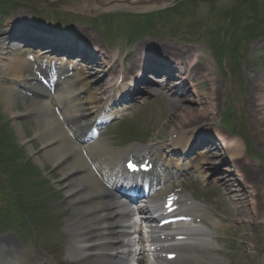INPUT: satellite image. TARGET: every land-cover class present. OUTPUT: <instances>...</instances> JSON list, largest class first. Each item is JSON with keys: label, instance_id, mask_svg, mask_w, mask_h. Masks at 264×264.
<instances>
[{"label": "rangeland", "instance_id": "obj_1", "mask_svg": "<svg viewBox=\"0 0 264 264\" xmlns=\"http://www.w3.org/2000/svg\"><path fill=\"white\" fill-rule=\"evenodd\" d=\"M183 1L186 6L182 13L165 12L154 15L152 25L143 28L145 21L149 23L150 16L146 17L142 12L163 6L142 8L146 5L142 3L130 5L133 7L131 11L121 4L122 6L116 7L115 10L100 6L98 10L92 11L83 8V4H93L95 0H0V36L7 34L15 21L26 26L32 24L47 32L56 26L62 27L73 39L74 35H77L79 40L83 39L82 41L91 45L98 44L104 51H116L113 70L122 68L124 72L130 67V61L136 56L140 44L146 43V46L155 48L164 45L173 51L193 49L195 54L200 56L201 65L212 68L213 75L199 78V95H188L190 101L183 103L197 107V111L203 114L202 121L191 127H206L205 130L219 131L223 137L240 138L243 142L242 153L245 155L240 164L244 166L243 169L258 170L256 176L260 179V183L254 185L258 188L259 196L245 202L246 214L242 215L239 209H234L230 204V196L225 194L223 187L213 185L205 189L204 186H199L197 179L191 178V183L196 189L195 194L210 204L208 206L219 221L229 225L224 232L216 233L221 240L212 241L211 244L216 249L209 250L204 258L210 264H264V104L259 110L261 113L257 114L251 110L258 111V108L247 101L252 87L257 84V74L264 71V0ZM76 5L78 8L74 7ZM121 7L123 9H120ZM181 7L182 4H178L176 9ZM139 31L141 33H138ZM223 38H226L228 43L222 45ZM4 42H9V39ZM232 45L237 48V54L231 50ZM22 56L27 55L23 53ZM4 59L6 60L2 58L0 62L3 64L0 65V224L6 223V226L0 227V233L11 231L19 237L26 247L27 257L33 264H77L68 256L70 243L65 231V219L71 206L64 189L55 183L60 173L44 159L43 146L34 136L36 117L25 115L17 121L24 131V136L31 140L34 153L42 164L36 163L35 156L21 143L15 122L4 103L3 86H15L12 81L3 78L7 63ZM107 63L112 65L113 61L107 60ZM107 69L108 67H102L100 73L95 75L80 72L81 78L85 79L82 82L86 87L91 86L108 72ZM68 78H74V75ZM213 79H216L218 84H213ZM217 85L219 96L217 101H213L215 96L211 93ZM75 87L79 89L80 86ZM143 87L148 89L144 85ZM193 88L191 87V92ZM100 92L101 90L98 91L97 97ZM166 96L147 92L144 95L147 100L143 104L135 106L127 116L123 114L116 118L103 137L108 145L116 147L117 150L131 144H141L139 142L146 146L152 139L157 142L156 137L163 136L165 143L169 141L168 136L176 125H188L185 123L187 120L180 116L174 121H169L171 110L168 109ZM86 97L87 94L83 93L79 99L84 101ZM31 99L25 90L20 88L16 95L17 109L23 110V101ZM156 117L158 119H155ZM257 119H260V122ZM123 130L132 135L128 133V136ZM117 131L121 136H116ZM132 141L135 143H131ZM212 151L217 153L213 147ZM28 154L31 159H27ZM212 159H215V164L222 161L215 157ZM42 173L43 177L30 179L31 174ZM13 178L17 185L15 191ZM234 187L235 185L232 186ZM13 191L19 196L18 201L27 208L26 212L21 204L15 209V201L11 195ZM254 209H257L256 213L253 212ZM10 213L21 217L27 213L33 223H29L27 227L25 224L18 225L15 223L18 215ZM209 240L210 238L207 239ZM241 242H254L258 248L249 254L247 246Z\"/></svg>", "mask_w": 264, "mask_h": 264}, {"label": "bare ground", "instance_id": "obj_2", "mask_svg": "<svg viewBox=\"0 0 264 264\" xmlns=\"http://www.w3.org/2000/svg\"><path fill=\"white\" fill-rule=\"evenodd\" d=\"M107 1L109 0H95L93 4H83V8L98 10L100 5H106ZM116 5L110 4L105 7L109 9ZM74 7L78 8L77 5ZM13 27H11L12 29L10 28L7 34L0 36V39L3 41L4 39H10L12 31L16 30ZM42 36L50 39L53 37L57 45H64L68 48H76L79 45L76 42L66 44L62 37L56 38L50 33H42ZM9 45V42H0V62L2 58H6L4 61L7 62L5 64V76L9 75L10 80L18 85L25 86L35 96L30 101H23L24 109L18 110L16 107L17 88L9 85L3 86V100L10 116L14 119V124L16 125L21 142L25 143L29 152L35 156V161L42 164L40 158L34 153L30 142L31 140L24 136V131L17 121L25 115L36 117L34 136L40 142L41 146H43L44 151L42 152V156L60 173V177L55 180V183L64 189V194L69 198V204L71 206L69 215L65 219V231H67L70 243L69 254L67 253L68 256L70 259H75L79 264H122L121 242L123 240L121 237L127 225L124 221L128 219L130 213L126 207L122 206L116 194H114L113 184L116 182L114 179L119 176L121 157L126 153L140 151L133 147L121 151L114 150L100 136L94 140H88L86 138L83 139L84 134H88V130L93 127L92 123L95 120L98 123L105 121L111 116L116 115L117 110L122 109L119 106L115 107L116 110L109 111V115L106 113V107L114 99L118 97L125 99L130 96L129 91L131 87L128 86L130 80L127 81L129 83H123L128 78L129 73L137 77L136 81H134L135 86L140 83L149 82V74L147 76V73H163L167 76V81L171 79L173 82L172 87L168 88L170 96L167 98V106L171 110L169 121H174L180 116L183 120H187L185 123L188 124L176 125L172 130V134L176 136L168 145H173L174 150L180 149L182 153L188 154L193 148L194 141L197 139L202 141V144L208 141L216 144L217 140L206 133H199L194 128L188 129L191 128V125L199 124L202 121L203 114L197 111V107L183 104L187 100L190 101L188 95L191 91L188 89L187 81H189L190 86L194 87L193 93L199 95L197 93V88H200L198 77L202 76L206 78L207 75H213L212 68L207 65L201 66L197 64L185 68L183 66L184 64H187L189 61L191 63L196 59V54L193 49L184 50L185 52L182 50L173 51L164 45L156 46L155 48L148 47L149 45L146 46V43H144L138 46L136 50L137 57L133 61H130L131 64L127 70L128 75L122 72V70L113 71L111 66L106 73V77L105 75L101 78L99 77L88 88L84 87L82 78L78 74L73 79H64L58 75L56 89L54 92H51L40 81V78L45 75L40 73L42 69L38 68L39 64L37 61L40 60L39 58L44 54V51L39 50L37 53L32 54L31 56L34 58V61H30L29 59H24L19 54L21 49L20 52L19 50H11L12 48ZM92 45L93 47L98 46L95 43H92ZM80 49L82 52H86L84 48ZM50 50L53 55L46 56L45 63L53 66L56 64L66 66L64 65L65 58L62 60L57 59L56 50L58 49L50 46ZM7 53L9 54L7 55ZM102 55L104 57L108 56L106 52ZM83 56L87 58L88 53H85ZM115 56L113 54L112 58ZM175 61L183 68H175ZM100 62L105 64V61L101 60ZM0 65L3 66V64ZM70 66L76 69V71L85 70L84 64H76L75 61L70 63ZM101 68L102 65H98L97 70ZM98 72L96 71L95 73ZM257 76V84L252 87L247 101L253 104L255 108H258V111L257 109H252L251 112L260 114L261 112L259 110L262 108L261 105L264 104V71L260 72ZM106 80L107 83L104 84ZM157 80L160 83H154L153 92L160 93L167 86L161 82L162 79ZM76 84H80L79 90H76ZM213 84H218L216 79H213ZM105 85L106 87H110V85L113 87L115 85L113 90L115 95L113 97L108 96L104 106L99 109L97 103L100 97H97V94L99 90H101V94L106 91L107 88ZM218 88V85L217 87L215 86L213 93H211L215 96V98H212L213 101L218 100ZM84 90L87 91V98L85 101H80V91L83 92ZM123 106L128 107V104H124ZM156 113H158V110ZM92 115L93 120L90 122L88 118ZM155 119H158V117ZM257 120L260 122V119ZM167 123L171 124L170 122ZM219 135L222 134L219 132ZM188 144L192 145L188 147ZM220 144L221 146L218 147L222 148L220 151L224 150L227 154L225 155L223 151V153H217L216 156L221 157L224 160L223 165L229 167L225 171L228 172V176L230 177L227 179L228 177H223L220 174L217 176L216 181L224 187L227 194H232L228 180L233 179V181H237L235 177L237 174L242 180L239 184L243 188H251L255 192L247 195L245 191H238L236 198L231 197V202L234 207L239 209L242 215H245V202L257 199L259 196L257 188H252L255 187L254 185L257 186L260 183V179L256 176V171L258 170L243 169L244 166L240 164V161L245 158L242 153V141L236 138L225 137ZM209 145L205 143V147H210L211 145ZM216 146L219 145L216 144ZM155 149V145H148L143 149V152L145 156L152 157ZM205 150L206 155L204 159H200V157L198 159V156L201 154L200 152L196 156L188 157L184 163L174 162L172 155L165 157L164 162L155 160L156 169L154 173L151 176L143 177V179L146 178V182L149 184L153 183L154 187L159 185L160 189L150 196L149 199L142 201V204H138L140 212L147 216L149 223L154 222L155 209H153V205L160 201L161 197L168 194L172 189V184L167 183V180L172 174L176 177L178 174L177 171H185L192 167L198 177L205 181V176H201L204 166H208L210 170L218 172L217 167L211 162L212 155L210 149L205 148ZM174 168L177 169L175 172L172 171ZM168 171L172 172L169 173ZM186 199L190 200V198ZM186 199L184 200L185 202H187ZM187 208H189L190 213L194 217H199L204 224L211 225L212 227L216 226V223L211 221V215L207 211V208L202 204L192 201L187 204ZM256 210L254 209L253 212L256 213ZM185 232L188 234L187 239L180 241L174 248L165 251H177L180 253L179 257L173 262H166L165 264H210L198 252L201 246L198 248L197 245L190 243L193 236L197 235L201 238L205 233L196 229H185ZM245 245L250 251L248 252L249 254L255 248H258L257 244L244 243ZM210 247L212 246L210 245ZM25 253V246L13 238H4L0 241V264H31L28 262ZM156 264L163 263L156 262Z\"/></svg>", "mask_w": 264, "mask_h": 264}, {"label": "snow or ice", "instance_id": "obj_3", "mask_svg": "<svg viewBox=\"0 0 264 264\" xmlns=\"http://www.w3.org/2000/svg\"><path fill=\"white\" fill-rule=\"evenodd\" d=\"M128 167L135 170L137 168V165L136 164H133L131 161H129V164H128ZM141 167H147V165H141Z\"/></svg>", "mask_w": 264, "mask_h": 264}]
</instances>
